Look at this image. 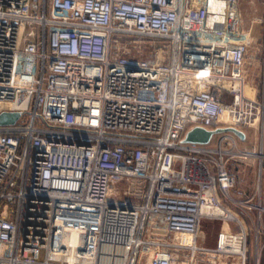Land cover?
<instances>
[{
    "label": "built area",
    "instance_id": "2783aa9c",
    "mask_svg": "<svg viewBox=\"0 0 264 264\" xmlns=\"http://www.w3.org/2000/svg\"><path fill=\"white\" fill-rule=\"evenodd\" d=\"M238 34V0H0V264H261L263 141L258 201L232 195L264 127Z\"/></svg>",
    "mask_w": 264,
    "mask_h": 264
},
{
    "label": "rangeland",
    "instance_id": "374dc122",
    "mask_svg": "<svg viewBox=\"0 0 264 264\" xmlns=\"http://www.w3.org/2000/svg\"><path fill=\"white\" fill-rule=\"evenodd\" d=\"M257 7L254 12L247 10V13L243 12L246 7L244 0H239V10L240 16H242L243 27H239L240 32H245L247 34L246 38L249 40L247 61L245 69L249 75L250 82H258V76L264 74V43L262 42L263 27L261 22V17L264 12V0H256ZM245 30V31H244ZM149 40L137 39L133 43L134 53L141 57H150L154 46H151ZM158 44V43H157ZM159 45V44H158ZM152 49V50H151ZM252 59L253 61H251ZM246 132V140L238 141V148L241 150L248 151L251 156L244 158H237L233 163L232 170L236 174L237 182L236 186L232 191V195L235 199H244L249 196L255 195L253 201L257 202L258 197L255 190V183L257 177V170L259 167V159L256 156L261 150L262 141L264 144V127H259V130L255 128H244ZM263 133V136H262ZM216 138H214L215 140ZM262 139V140H261ZM212 144H216L214 141ZM264 150V147H263ZM264 183V174H263ZM262 202L264 205V186H262ZM231 208L238 210L235 206L231 205ZM220 222L205 221L201 226L200 242L205 246H213L215 241V236L220 229ZM260 242H264V229H261ZM40 258H43V253L41 252ZM251 261H249V264ZM261 264H264V248L262 249Z\"/></svg>",
    "mask_w": 264,
    "mask_h": 264
},
{
    "label": "water",
    "instance_id": "95a60500",
    "mask_svg": "<svg viewBox=\"0 0 264 264\" xmlns=\"http://www.w3.org/2000/svg\"><path fill=\"white\" fill-rule=\"evenodd\" d=\"M20 116V111L18 110H4L0 112V125H10L15 124ZM231 131L244 139L245 133L235 127L217 128L215 130H207L203 127L196 126L187 131L184 138V142L191 143H208L210 138L214 133Z\"/></svg>",
    "mask_w": 264,
    "mask_h": 264
},
{
    "label": "bare ground",
    "instance_id": "6f19581e",
    "mask_svg": "<svg viewBox=\"0 0 264 264\" xmlns=\"http://www.w3.org/2000/svg\"><path fill=\"white\" fill-rule=\"evenodd\" d=\"M245 4H246V7L243 9V12L244 13H247V10H249L251 13L254 12L256 10V7H257V3L255 2H252L251 0H244ZM238 4H239V0H238ZM238 16H239V27H243V21H242V16H240V10H239V6H238ZM245 31V30H244ZM238 38H236V40H238L239 38H243V39H246V36L247 34L245 32H240V29H239V34H238ZM224 228L226 229L228 227V224L225 222L223 224ZM69 242L71 243H75L76 240H75V237H70L69 239Z\"/></svg>",
    "mask_w": 264,
    "mask_h": 264
},
{
    "label": "crops",
    "instance_id": "0c3cea01",
    "mask_svg": "<svg viewBox=\"0 0 264 264\" xmlns=\"http://www.w3.org/2000/svg\"><path fill=\"white\" fill-rule=\"evenodd\" d=\"M251 1L254 2V3L256 2V0H251Z\"/></svg>",
    "mask_w": 264,
    "mask_h": 264
}]
</instances>
